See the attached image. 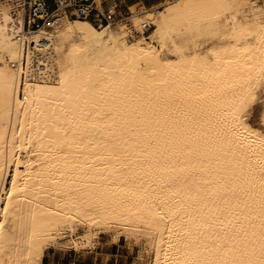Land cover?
<instances>
[{
	"label": "bare ground",
	"instance_id": "obj_1",
	"mask_svg": "<svg viewBox=\"0 0 264 264\" xmlns=\"http://www.w3.org/2000/svg\"><path fill=\"white\" fill-rule=\"evenodd\" d=\"M113 11L33 29L24 0H0V264L108 232L144 238L152 264H264V128L245 115L264 4Z\"/></svg>",
	"mask_w": 264,
	"mask_h": 264
},
{
	"label": "rangeland",
	"instance_id": "obj_2",
	"mask_svg": "<svg viewBox=\"0 0 264 264\" xmlns=\"http://www.w3.org/2000/svg\"><path fill=\"white\" fill-rule=\"evenodd\" d=\"M166 0H102L103 6L115 7L120 13H128L129 5L135 2H139L142 5L150 7L155 4H159ZM260 3L264 4V0H259ZM100 7V6H99ZM77 18V17H71ZM29 28V26H28ZM258 101L264 100V92L260 95ZM258 127L264 128L263 123L255 124ZM80 234L83 233V230H79ZM113 233H101L99 237L94 241L90 247L77 249L73 247V243L66 239L63 243H60L57 247H51L56 250H62L66 253V256L69 258L82 260L84 258L89 259L90 254L87 252L88 249H91L96 252V248H99L104 244L113 243L114 238ZM138 239H128L122 237L120 239V253L123 255L124 262L126 264H152V258L154 256L153 250L148 247L149 245L146 243L144 238ZM62 252V253H63ZM72 255V256H71Z\"/></svg>",
	"mask_w": 264,
	"mask_h": 264
},
{
	"label": "built area",
	"instance_id": "obj_3",
	"mask_svg": "<svg viewBox=\"0 0 264 264\" xmlns=\"http://www.w3.org/2000/svg\"><path fill=\"white\" fill-rule=\"evenodd\" d=\"M24 2L28 10V26L33 29L46 22H58L61 12L69 17L91 20L99 27L109 25L117 17L113 8L99 7L96 0H24Z\"/></svg>",
	"mask_w": 264,
	"mask_h": 264
},
{
	"label": "crops",
	"instance_id": "obj_4",
	"mask_svg": "<svg viewBox=\"0 0 264 264\" xmlns=\"http://www.w3.org/2000/svg\"><path fill=\"white\" fill-rule=\"evenodd\" d=\"M103 7L113 8L110 6ZM120 242L104 244L100 249L96 248V252L88 249L87 252L90 254L89 259L84 258L82 260H74L72 257L69 258L62 250H56L50 247L45 251L42 264H126L123 261V255L120 253Z\"/></svg>",
	"mask_w": 264,
	"mask_h": 264
},
{
	"label": "snow or ice",
	"instance_id": "obj_5",
	"mask_svg": "<svg viewBox=\"0 0 264 264\" xmlns=\"http://www.w3.org/2000/svg\"><path fill=\"white\" fill-rule=\"evenodd\" d=\"M245 115L253 125L264 123V100L257 101Z\"/></svg>",
	"mask_w": 264,
	"mask_h": 264
}]
</instances>
